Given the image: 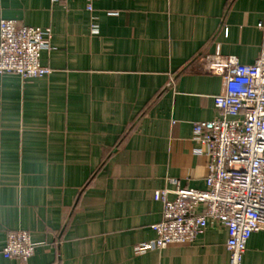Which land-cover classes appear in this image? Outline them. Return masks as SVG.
I'll use <instances>...</instances> for the list:
<instances>
[{
    "label": "crops",
    "instance_id": "crops-1",
    "mask_svg": "<svg viewBox=\"0 0 264 264\" xmlns=\"http://www.w3.org/2000/svg\"><path fill=\"white\" fill-rule=\"evenodd\" d=\"M0 0V21L50 29L42 78L0 74V264H229L209 222L190 245L157 238L162 189H206L209 148L194 124L219 114L207 56L258 59L264 0ZM36 252L6 259L9 233ZM245 264H264V230Z\"/></svg>",
    "mask_w": 264,
    "mask_h": 264
},
{
    "label": "built area",
    "instance_id": "built-area-1",
    "mask_svg": "<svg viewBox=\"0 0 264 264\" xmlns=\"http://www.w3.org/2000/svg\"><path fill=\"white\" fill-rule=\"evenodd\" d=\"M68 0H51L53 4ZM96 0H88L93 10ZM258 27L262 46L252 65L220 53L207 56L210 70L221 77L223 92L214 96L218 118L194 124L193 140L209 148L206 189L159 190L155 199L163 204V221L152 225L157 238L136 247L139 254L171 245H190L205 233L209 222L228 232L229 264H245L244 255L253 233L264 230V17ZM50 29L0 21V74L23 79L42 78L52 69L41 64L42 51L52 49ZM36 247L30 233H9L2 254L25 263Z\"/></svg>",
    "mask_w": 264,
    "mask_h": 264
}]
</instances>
